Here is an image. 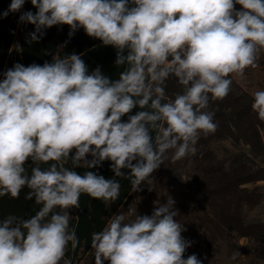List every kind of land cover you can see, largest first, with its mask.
I'll return each mask as SVG.
<instances>
[{
    "label": "clouds",
    "instance_id": "9594fccd",
    "mask_svg": "<svg viewBox=\"0 0 264 264\" xmlns=\"http://www.w3.org/2000/svg\"><path fill=\"white\" fill-rule=\"evenodd\" d=\"M30 2L36 12L18 20L34 25L29 42L55 25L69 26V37L83 28L114 47V64L122 67L110 79L100 67L89 72L78 54H57L43 65L16 63L0 80V197L18 199L27 188L25 199L38 206L33 215L0 219V264H71L66 251L79 239L70 210L80 209L82 194L115 202L116 177L140 191L167 153L173 161L196 156L201 133L216 132L210 100L229 94L231 74L259 66L264 0ZM24 3L11 0L0 18ZM169 78L181 86L171 96ZM251 108L264 121V90L252 93ZM105 160L113 178L87 170ZM154 204L150 215L118 212L93 232L94 264H202L196 254L183 258L192 242L181 235L174 201Z\"/></svg>",
    "mask_w": 264,
    "mask_h": 264
},
{
    "label": "trees",
    "instance_id": "16d2710c",
    "mask_svg": "<svg viewBox=\"0 0 264 264\" xmlns=\"http://www.w3.org/2000/svg\"><path fill=\"white\" fill-rule=\"evenodd\" d=\"M10 3L11 0H0V13L6 11ZM26 11L36 12L30 0H25L20 12H9L7 17L0 18V80L16 63L43 65L46 61L52 62L53 55L73 53L81 56L89 72L100 67L104 75L118 79L122 67L114 64L116 49L87 36L83 28L69 37V26L55 25L45 29L38 41L29 42L34 25L20 23L19 39L15 44L12 23L18 14ZM17 44L22 51L17 50ZM258 63L256 68L245 69L244 75L250 76L257 69L264 84V51ZM230 78L233 82L229 94L223 100L209 102L207 110L215 112L214 122L218 127L215 133H201L196 156L173 161L171 152L167 153L163 164L149 178L151 183L146 180L140 191H132L129 179L116 177L121 188L115 202L81 195L80 209L70 210V227L76 228L79 244L72 249L69 243L66 260L71 264H94L91 234L102 230L112 215L127 214L134 209L138 215H150L154 202L165 203L172 199L173 210L177 213L174 219L185 229L181 235L192 242L183 258L196 254L202 264H264V187H243L263 177L258 170H251L256 161L239 145L242 141L250 150L264 153V121L259 120L251 108L252 96L232 75ZM180 90L175 78H169L166 94L171 96ZM137 110L133 109L130 114ZM121 119L127 120V115ZM110 164L105 160L101 166L87 170L106 179L113 178ZM67 166L71 167V163ZM26 167L30 170V165ZM76 171L82 174L85 169L77 168ZM121 171L128 172L127 169ZM28 191L23 189L18 199L9 195L0 197V219L10 214L33 215L38 206L34 200L25 199ZM241 237H248L253 242L240 244L238 239ZM234 251L241 255L232 260Z\"/></svg>",
    "mask_w": 264,
    "mask_h": 264
},
{
    "label": "rangeland",
    "instance_id": "374dc122",
    "mask_svg": "<svg viewBox=\"0 0 264 264\" xmlns=\"http://www.w3.org/2000/svg\"><path fill=\"white\" fill-rule=\"evenodd\" d=\"M236 10L240 9V5H235ZM20 14H18L16 20L13 21L12 23V29L14 30L15 33V38H14V43L16 44L19 39V29H20V23H18ZM234 79L243 87L244 90H246L251 96L252 93L255 92L256 90H264V84L262 83V78L260 76V73L258 72L257 69L254 70L253 74L250 76L248 75H243V77H238L235 74H231ZM239 145L241 147V150L247 154H249L254 160L256 161V164L254 167L251 168V170L259 171V175L263 177L262 180H257L254 182L246 183L243 185V187L246 188H254L256 186H263L264 187V153H260V151H252L246 146H244L243 142H239ZM257 212V210H256ZM238 242L240 244H246V243H251L253 240H251L248 237H241L238 239Z\"/></svg>",
    "mask_w": 264,
    "mask_h": 264
}]
</instances>
